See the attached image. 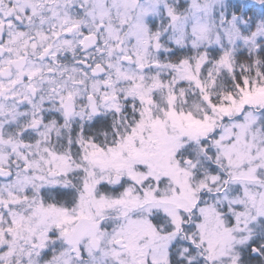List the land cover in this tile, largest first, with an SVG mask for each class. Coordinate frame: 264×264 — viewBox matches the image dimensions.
Returning a JSON list of instances; mask_svg holds the SVG:
<instances>
[{
    "label": "snow or ice",
    "instance_id": "1",
    "mask_svg": "<svg viewBox=\"0 0 264 264\" xmlns=\"http://www.w3.org/2000/svg\"><path fill=\"white\" fill-rule=\"evenodd\" d=\"M0 264H264V0H0Z\"/></svg>",
    "mask_w": 264,
    "mask_h": 264
}]
</instances>
